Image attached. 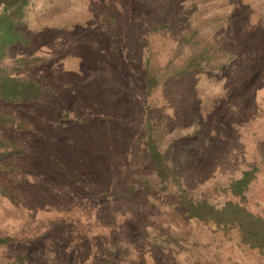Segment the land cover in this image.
<instances>
[{
    "label": "rangeland",
    "instance_id": "1",
    "mask_svg": "<svg viewBox=\"0 0 264 264\" xmlns=\"http://www.w3.org/2000/svg\"><path fill=\"white\" fill-rule=\"evenodd\" d=\"M202 21L232 57L223 56L220 68L163 80L146 97L141 63L165 40L147 30ZM22 29L30 41L11 46L7 60L29 58L15 73L53 90L29 104L0 101L1 112L28 127L0 126V133L32 150L0 156V232L39 237L0 248V257L264 264V252L242 245L236 231L187 217L174 186L143 185L152 164L141 144L151 117L163 127L162 147L183 188L217 203L231 179L259 163L264 0H34ZM132 184L138 188L130 197L110 195ZM247 192L250 209L263 213L264 165Z\"/></svg>",
    "mask_w": 264,
    "mask_h": 264
},
{
    "label": "trees",
    "instance_id": "2",
    "mask_svg": "<svg viewBox=\"0 0 264 264\" xmlns=\"http://www.w3.org/2000/svg\"><path fill=\"white\" fill-rule=\"evenodd\" d=\"M34 0H0V101L4 103L29 104L43 101L45 95L53 88L40 82L21 77L15 73L21 62H28L25 57L7 60L8 51L15 44H28L30 39L22 29L25 24L27 7ZM104 20V19H101ZM177 21V20H176ZM175 21V22H176ZM207 21L189 22L185 26L174 28L165 23L147 30V34L155 33L164 42L155 44L141 63L145 96L152 95L163 80L177 79L197 72L213 70L226 64L232 57L228 49H224L219 40H214L206 30ZM163 29H167L163 35ZM164 55V58H163ZM225 56L226 61H223ZM166 61L162 63L164 60ZM19 63V65H16ZM0 126L27 129L24 121L0 111ZM163 127L151 117L143 123L141 144L146 150L151 164V178L144 180L143 185L160 191L175 187L176 198L185 215L198 221L210 224L216 231L229 234L236 231L240 243L250 249L264 252V212L258 213L248 206L247 191L254 182L257 172L264 165V153L259 163L242 171L238 178L229 181L225 188L227 197L217 203L206 198H198L188 193L181 185L173 165L162 147ZM27 143L13 136L0 133V156L8 154L27 155L31 153ZM138 186L132 184L126 190H115L112 197H130ZM61 218L47 220L46 225L59 222ZM45 224L44 221H41ZM39 235L14 236L0 232V248L20 241H29ZM0 264H36L27 255L15 252L11 257H0Z\"/></svg>",
    "mask_w": 264,
    "mask_h": 264
}]
</instances>
